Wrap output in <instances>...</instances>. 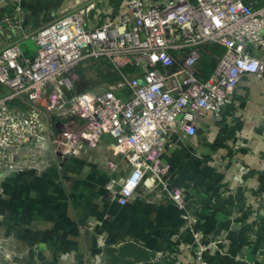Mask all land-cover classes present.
I'll return each mask as SVG.
<instances>
[{"label": "built area", "instance_id": "obj_1", "mask_svg": "<svg viewBox=\"0 0 264 264\" xmlns=\"http://www.w3.org/2000/svg\"><path fill=\"white\" fill-rule=\"evenodd\" d=\"M122 1L126 12L94 13L95 1L33 29L2 23L17 33H6L0 48V193L10 174L46 166L37 162L45 152L70 156L109 136L128 168L107 184L119 204L156 186L179 203L165 186V152L195 135L205 112L231 119L241 77L264 82V0ZM214 46L221 54L206 73ZM262 97L264 125V89ZM245 200L255 213L253 196ZM184 219L194 258L177 250L157 256L207 264L203 252H220L221 240H207L190 214Z\"/></svg>", "mask_w": 264, "mask_h": 264}, {"label": "crops", "instance_id": "obj_2", "mask_svg": "<svg viewBox=\"0 0 264 264\" xmlns=\"http://www.w3.org/2000/svg\"><path fill=\"white\" fill-rule=\"evenodd\" d=\"M21 1L27 26L48 23L49 10L63 2ZM163 1L143 3L148 7ZM123 4L96 0L93 12H124ZM4 6L0 2V8ZM2 31L0 48L6 39ZM24 49L32 52L33 43L25 42ZM263 89L264 82L254 75L241 77L229 107L231 119L225 118L228 111L221 119L205 112L196 134L165 152V186L177 190L181 202L156 186L119 204L107 184L128 168L121 154L113 153L117 148L110 137L104 136L93 148L7 176L0 193V228L9 233L14 227L43 238L39 248L50 247L53 256L46 259L36 252L37 264H65L58 250L73 252L67 262L71 264H172L157 254L177 250L194 258L191 234L183 226L184 216L190 214L196 219L194 229L207 240H221L219 253L203 252L207 264H264ZM249 195L257 202L256 214L245 209ZM16 244L23 246L22 240ZM0 264H5V256L0 255Z\"/></svg>", "mask_w": 264, "mask_h": 264}, {"label": "rangeland", "instance_id": "obj_3", "mask_svg": "<svg viewBox=\"0 0 264 264\" xmlns=\"http://www.w3.org/2000/svg\"><path fill=\"white\" fill-rule=\"evenodd\" d=\"M3 0H0L2 2ZM63 2L57 5L58 7H55L49 10V18L50 21L55 19L56 16H59L63 12L70 10L72 8H78L80 6H87L92 2H95L96 0H62ZM16 8H13L12 6L5 5L4 8H0V31L1 29L4 32V35L6 36V33H10L12 31V24L8 23V25L3 26L2 23L6 21H13L17 22V25H20L22 29H33L37 28L38 26H42V23L40 24H32L30 26H27L25 23L24 18V6L21 0L17 2ZM49 21V22H50ZM10 29V30H9ZM3 34V33H2ZM26 51V50H25ZM217 56H212L210 63L212 60H216ZM53 131L55 134H58L59 129L54 127L53 125ZM51 144V143H50ZM57 148V146H56ZM52 152L54 151V148L51 147ZM57 154H48L49 152H45L44 154L38 156L37 162L39 164H52L53 162H56L58 159L53 158L55 156H58L59 160L64 158L61 154V148H57ZM46 165V166H47ZM1 225V224H0ZM17 229V230H16ZM6 231V230H5ZM11 232H3L0 228V255L3 257L5 256V264H37L36 261L37 258L35 256V253H39L40 251L43 252L42 256L46 259H49L53 256V251L50 247L40 249V241H43L41 237H37L35 234H32L33 238L30 236V233H22L19 232L18 228L12 227ZM22 240L23 246H13L12 243H17ZM16 244V245H17ZM20 245V244H19ZM59 252L56 254L58 259L60 261L64 260L65 264H71L67 263L70 261V259L73 256V252H66L62 250H58ZM42 260V258L40 259ZM40 264V263H39Z\"/></svg>", "mask_w": 264, "mask_h": 264}, {"label": "trees", "instance_id": "obj_4", "mask_svg": "<svg viewBox=\"0 0 264 264\" xmlns=\"http://www.w3.org/2000/svg\"><path fill=\"white\" fill-rule=\"evenodd\" d=\"M220 54H221V48L220 47H213L212 48V55L213 56H217V58L220 56ZM216 62V60L214 61V60H212V62L210 63V62H208V63H205L204 64V68H205V70H206V73H208V72H210V70H211V67H212V65L214 64Z\"/></svg>", "mask_w": 264, "mask_h": 264}]
</instances>
